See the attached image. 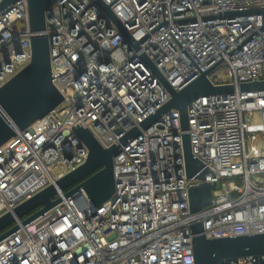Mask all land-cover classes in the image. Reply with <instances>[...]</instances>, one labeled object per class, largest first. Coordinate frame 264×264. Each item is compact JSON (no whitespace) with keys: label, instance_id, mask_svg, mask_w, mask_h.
<instances>
[{"label":"built area","instance_id":"built-area-1","mask_svg":"<svg viewBox=\"0 0 264 264\" xmlns=\"http://www.w3.org/2000/svg\"><path fill=\"white\" fill-rule=\"evenodd\" d=\"M2 0H0L1 2ZM138 48L93 0H59L51 29L52 83L62 102L0 145V216L87 158L72 129H88L103 147L163 106L202 73L227 95L187 107L191 153L204 179L187 177L179 114L171 109L113 157L115 190L91 208L83 190L0 240V264H194L191 225L220 238L264 232V0H102ZM46 30V31H47ZM27 0L0 14V86L31 59ZM257 114V120L254 119ZM67 155V156H66ZM214 184L211 202L189 209V189ZM71 188V187H70Z\"/></svg>","mask_w":264,"mask_h":264},{"label":"water","instance_id":"water-1","mask_svg":"<svg viewBox=\"0 0 264 264\" xmlns=\"http://www.w3.org/2000/svg\"><path fill=\"white\" fill-rule=\"evenodd\" d=\"M15 1L2 0L0 14ZM57 1L59 0H27L29 30L32 33L30 36L31 59L24 68L0 86V145L14 136L16 130L25 129L63 100L62 95L51 81L49 50L53 31L47 30L46 24V20L50 17L51 7ZM93 1L100 12L103 11L115 22L123 40L134 48H138V42L132 39L113 15L109 6L102 0ZM243 13L260 14L263 23L261 29L264 28V9L225 12L224 14L235 16ZM141 60L159 77L170 94L169 100L139 123L138 127L132 128L123 135L119 140L120 144L108 148H103L88 129L73 128V136L81 140L88 149L86 161L11 211L1 215L0 240L17 230L16 220H21L22 224L29 223L59 203L61 198L55 197L56 187L60 190L69 188L65 191L64 197H73L83 190L88 198L89 206L92 209L99 208L115 190L113 157L119 154L122 146L136 138L140 130L147 129L171 109L178 112L180 129L183 131L182 147L186 175L187 177L197 175L199 179H204L207 169H203L202 163L192 155L189 135L184 132L188 129L186 110L189 104L200 96L231 94L234 87L213 86L206 78V73H202L181 90L175 91L144 55L141 56ZM238 89L240 91H263L264 80L242 83ZM213 187L214 184L201 182L189 189L188 199L191 213H196L210 204ZM191 232L194 264H264V232L207 238L202 234L201 222H194L191 225Z\"/></svg>","mask_w":264,"mask_h":264},{"label":"rangeland","instance_id":"rangeland-1","mask_svg":"<svg viewBox=\"0 0 264 264\" xmlns=\"http://www.w3.org/2000/svg\"><path fill=\"white\" fill-rule=\"evenodd\" d=\"M257 118H258V117H257V114L254 113V119L257 120Z\"/></svg>","mask_w":264,"mask_h":264}]
</instances>
